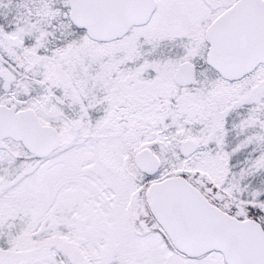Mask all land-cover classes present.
Returning a JSON list of instances; mask_svg holds the SVG:
<instances>
[{"label":"rangeland","instance_id":"rangeland-1","mask_svg":"<svg viewBox=\"0 0 264 264\" xmlns=\"http://www.w3.org/2000/svg\"><path fill=\"white\" fill-rule=\"evenodd\" d=\"M156 1L151 19L129 33L130 37L143 34L137 47L140 53L169 51L170 62L159 66V71L164 73H173L172 69L179 60L194 58L187 53V49L198 46L204 51L202 36L198 39L194 32L202 33L205 24L231 2ZM59 11L62 12L61 7ZM86 47L87 42L81 40L75 50ZM120 47L126 48L127 45L121 43ZM94 59L96 61L100 56ZM201 61H198L201 66L194 76V84L202 87L203 92L200 89L201 93L198 94L202 110L196 108L194 114L193 109H188L187 119L173 120L172 125L165 122V127L171 129L165 138L159 133L162 122L153 121L146 122L133 139L117 135L108 139L92 138L90 141L84 132V119L80 118L75 121L78 126L73 135L67 123L60 126L61 129L68 128L64 132L58 129L68 144L44 158H29L22 147L14 142L8 144L7 150H0V197L5 191L12 192L10 203L15 207L5 209L4 203L0 204L4 225L0 228L7 229L6 239L1 242L4 244H0V264H63L54 259V250L66 246L70 250L63 251L65 264L221 262L219 252L213 250L193 261L180 259L173 248L170 250L168 239L149 214L143 196L148 182L175 173L184 175L223 210L240 218L253 217L264 230V207L253 199H245L246 194L236 189L237 184L232 187L237 194H232L230 179L223 181V177H219L220 185L227 186L222 189L209 171V167H215L209 165L221 159L216 154L219 146L225 142L227 133L230 135L229 132L233 131L230 122L237 119H233L234 114L240 111L244 103L256 104L264 98V66L257 64L241 78L225 82ZM159 64L155 62L156 68ZM88 69L92 79L96 78L97 86L93 85V88H99L100 63L92 64ZM18 86L17 92L25 90L21 82ZM63 86L64 83L57 84L56 89L60 90ZM197 90L199 92V88ZM28 91L33 93L37 90L32 87ZM186 101L189 103L191 98L188 97ZM96 107L99 109L101 105ZM230 115L232 118L228 117ZM149 124L154 125L155 132L148 133ZM67 135H72L71 141L66 139ZM185 137L194 139L196 148L190 154L192 158L182 165L178 142ZM248 145L251 149L252 146ZM142 146L149 147L160 161L158 170L148 177L138 171L131 160L133 152ZM238 160L235 157L221 165L236 164ZM23 225L30 229L28 235L35 234L37 244H23L22 249L14 248L12 246L18 242L17 238L28 236L20 231Z\"/></svg>","mask_w":264,"mask_h":264},{"label":"flooded vegetation","instance_id":"flooded-vegetation-1","mask_svg":"<svg viewBox=\"0 0 264 264\" xmlns=\"http://www.w3.org/2000/svg\"><path fill=\"white\" fill-rule=\"evenodd\" d=\"M156 4L154 0V7L144 23L129 25L120 36L96 39L68 19L67 0H0V103L14 104L15 109L29 107L41 123L51 124L57 130L60 144L46 156L68 144L58 129L64 132L69 127L73 135L78 126L75 121L80 118L84 119V132L90 141L117 135L133 139L146 122L153 121L162 122L159 133L165 138L171 130L165 127V122L172 125L173 120L187 119L188 109H193L194 114L196 108L202 110L198 96L203 92L202 87L195 86L194 81L178 84L173 81L171 71H159L160 65L170 62L169 51L140 53L137 47L143 34L130 37L131 29L144 26L151 19ZM215 16L205 24L202 33L194 32L198 39L202 36L204 41V29ZM81 40L87 42V47L76 51L75 46ZM121 43L127 47H120ZM203 45L204 51L198 46L187 49L194 58L179 60L172 70L187 60L192 63L195 76L201 66L198 61L202 59L205 64V41ZM97 55L100 59L95 61ZM156 61L160 62L158 68ZM98 63L101 83L99 88H93V85L97 86L96 78L89 75L88 66ZM20 82L25 90L17 92ZM60 83L64 86L58 90L56 85ZM32 87L37 91L30 93L28 89ZM76 89L83 92L78 93ZM188 97L191 98L189 103ZM98 104L101 105L99 109ZM66 123L68 126L61 129L60 126ZM147 128L148 133L155 132L154 125ZM72 135H67L66 139L71 141ZM3 140L7 146L12 142L20 145L8 138ZM0 150H7V147ZM190 258V261L200 259ZM192 263L208 264L200 260ZM217 264H225L222 257Z\"/></svg>","mask_w":264,"mask_h":264},{"label":"water","instance_id":"water-1","mask_svg":"<svg viewBox=\"0 0 264 264\" xmlns=\"http://www.w3.org/2000/svg\"><path fill=\"white\" fill-rule=\"evenodd\" d=\"M68 19L96 39L117 37L129 25L142 24L154 0H67ZM204 63L219 77L232 81L264 64V0H233L205 27ZM178 84L194 81L193 65L181 61L172 73ZM17 141L34 158L48 155L60 144L57 130L41 123L29 107L15 109L0 103V148L3 139ZM196 142L181 139L178 150L186 157ZM134 167L154 174L158 156L147 146L133 152ZM143 196L149 214L172 248L187 257L208 251L220 253L225 264H264V230L253 217H237L211 202L184 175L175 173L148 182Z\"/></svg>","mask_w":264,"mask_h":264},{"label":"trees","instance_id":"trees-1","mask_svg":"<svg viewBox=\"0 0 264 264\" xmlns=\"http://www.w3.org/2000/svg\"><path fill=\"white\" fill-rule=\"evenodd\" d=\"M258 65L261 67L264 66L263 63H260ZM212 71L216 76H218L214 70ZM224 81L229 82L227 80ZM234 115L235 117L233 119L235 120L237 118L235 120L237 121L236 126L234 124L235 121L230 122L231 130L233 131L229 132L230 135L227 133L225 142L219 146L218 154L216 155L217 158L220 157L221 159L220 160L218 159L216 164H210L209 166L215 165V167H212V169L209 167V171L211 172L212 177L216 179V182L219 184V186L222 189H226L227 186L220 185L222 182H221V178L219 177H223V181L230 179L229 187H231L230 191L232 194L233 193L237 194V192L236 191L234 192L232 189V187L235 184H237L236 189L243 191V194H246L245 199L247 200L253 199L255 202L259 203L264 207V98H262L260 103H256V104L244 103L240 111L236 112ZM228 117L232 118V115ZM248 144H250L253 149L252 148L250 149ZM28 156L29 158L32 159H36V160L40 159V158H34L29 154ZM235 157L239 159L238 162H236V164H231L227 166L221 165V163L224 164L228 160L232 161ZM191 158H192L191 155L188 157L180 156L179 160L183 165L184 161ZM248 158L250 159L248 162H246L245 160H248ZM143 175L145 177L150 176L145 174ZM247 195H249V197ZM12 197H13L12 192H7V191L3 192V194L0 197V204L4 203L3 207L5 209H15L14 205L10 203ZM13 204H15V202H13ZM7 205L9 206L5 207ZM1 206L2 205H0V207ZM2 217L3 214L0 215V227L2 226L4 227V225H2L3 223ZM11 226H13V224H11ZM20 231L25 233V235H28L30 229L27 227V225H23V227L20 228ZM6 233H7V229L0 228V244L2 246L4 243L1 242L6 239L5 237ZM19 238L16 239L18 242L12 247L22 249L23 247L21 246L23 244H25L26 246H28V244L32 246L37 244L36 241L37 237L35 239L34 233L31 236L30 235L21 236ZM168 247L170 248V250L172 249L169 243H168ZM64 250H70V247L66 246L65 248H61V247L57 248V250H54V256H53L55 257L54 259L58 260L63 264H65V257L63 254ZM173 251L178 254L180 259L182 258L184 260L185 259L191 260L190 257H187L174 249ZM202 255L196 257L201 258Z\"/></svg>","mask_w":264,"mask_h":264}]
</instances>
